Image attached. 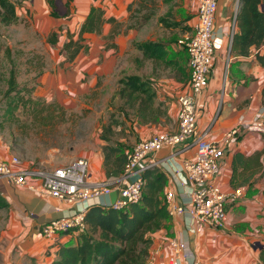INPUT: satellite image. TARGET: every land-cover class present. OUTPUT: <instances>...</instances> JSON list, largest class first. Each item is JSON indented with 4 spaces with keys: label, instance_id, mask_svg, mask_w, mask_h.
Masks as SVG:
<instances>
[{
    "label": "crops",
    "instance_id": "crops-1",
    "mask_svg": "<svg viewBox=\"0 0 264 264\" xmlns=\"http://www.w3.org/2000/svg\"><path fill=\"white\" fill-rule=\"evenodd\" d=\"M91 5H99L104 12L101 31L85 32L87 51L81 52L73 63L69 62L73 65L80 59V78L89 79L80 83L81 92L95 87L97 77L105 72L111 57L116 53L121 56L124 46L126 77L138 76L148 81L154 94L151 101L146 100L144 93L128 100V89L122 92L124 87L118 81L123 73L119 74L121 70L116 63L108 74L116 81L117 89L118 84L122 85L118 103L126 113L123 114L124 137L117 136L120 123L111 125L112 143L125 145L124 151L128 152L137 142L157 133L176 132L177 96L188 88L190 75L188 55L177 40L192 31L197 1L74 0L69 17L72 12L78 15L75 28L84 20ZM239 9L240 0H218L213 25V66L199 97L195 125L205 131L208 140L219 142L223 148L215 181L224 190L240 187L243 194L227 203L223 228L196 225L186 213L171 215L168 212L165 227L151 234L147 264H166L172 255L169 241L173 237L185 241L191 251L189 259L181 257L182 264H254L264 247V127L243 126L241 133L228 144L222 143L223 134L240 121L245 125L257 116H264V37L256 41L244 39L241 45L232 47L233 36L242 33L237 20ZM259 9L264 14V0H260ZM109 18L114 21L108 22ZM110 33L114 35L112 38H108ZM145 43H161L165 56L161 59L145 56L139 49V45ZM108 44L114 45L110 46L114 54L106 53L108 56L98 65V56L93 50L97 45L105 48ZM101 149L100 142V148L86 157L89 174L92 180L110 184L112 191L107 199L113 201L118 197L119 177L106 178ZM174 152L176 154L169 158ZM193 154V147L183 150L182 145H178L173 149L163 147L154 157L165 158L174 166ZM6 158L9 156L1 149L0 160ZM145 162L147 159L141 164ZM166 180L164 192H173V203L183 202L187 186H176L169 176ZM0 195L8 204L0 208L4 223L0 235V264H51L56 258L57 244L76 242L75 234L45 238L41 233L50 219L70 213L71 205L42 191L12 185L4 178H0Z\"/></svg>",
    "mask_w": 264,
    "mask_h": 264
},
{
    "label": "rangeland",
    "instance_id": "rangeland-1",
    "mask_svg": "<svg viewBox=\"0 0 264 264\" xmlns=\"http://www.w3.org/2000/svg\"><path fill=\"white\" fill-rule=\"evenodd\" d=\"M10 1L15 6L13 22L4 23L0 15V150L27 165L56 166L97 151L100 131L110 125L120 123L117 136L124 137L126 112L118 103L121 81L127 78L124 46L121 56L116 53L111 57L95 87L81 92L80 83L89 79L80 78V59L70 65L61 51L68 33L76 38V12L70 17H53L46 0ZM63 2L56 1L59 14L64 12ZM52 32L55 42L49 40ZM112 45L94 48L98 65L108 56L106 53L114 54ZM116 63L119 74L123 73L118 89L109 76ZM11 76L21 102L13 112H8L9 97L15 93L6 95ZM106 137L113 144L110 135ZM119 144L115 146L123 145ZM3 229L0 211V235Z\"/></svg>",
    "mask_w": 264,
    "mask_h": 264
},
{
    "label": "built area",
    "instance_id": "built-area-1",
    "mask_svg": "<svg viewBox=\"0 0 264 264\" xmlns=\"http://www.w3.org/2000/svg\"><path fill=\"white\" fill-rule=\"evenodd\" d=\"M196 1V19L192 31L177 40L188 55L190 69L188 88L177 96V131L157 133L133 145L126 154L123 172L117 181L118 197L115 200L107 199L112 191L109 183L90 178L89 161L86 157L81 156L56 166L40 167L27 165L15 155L0 160V178L18 187L42 191L72 206L70 213L50 219L41 228L45 238L74 228H82L85 212L92 206L121 210L138 202L142 195V173L151 167L162 169L176 186H187L186 198L179 204L173 203V192L166 191L169 214L186 213L192 222L200 226H225L227 203L241 197L243 189L238 187L224 190L215 181L224 154L223 148L219 142L208 140L205 131L198 130L195 125L199 97L207 86L208 75L213 66V25L218 6V0ZM243 126L249 129L263 128L264 116H257L245 125L240 121L223 134L222 143L228 144L241 133ZM178 145H182L183 150L193 147L194 154L174 166L165 158L154 157L163 147L173 149ZM175 154L170 153L169 158ZM144 159H147V162L141 164ZM169 247L172 255L166 264H182L181 257H192L188 245L182 239L171 238Z\"/></svg>",
    "mask_w": 264,
    "mask_h": 264
},
{
    "label": "trees",
    "instance_id": "trees-1",
    "mask_svg": "<svg viewBox=\"0 0 264 264\" xmlns=\"http://www.w3.org/2000/svg\"><path fill=\"white\" fill-rule=\"evenodd\" d=\"M53 17H68L71 14L73 1L64 0V12L59 14L57 0H46ZM260 0H240L237 20L241 27V35H234L232 47L241 45L246 39L256 41L264 37V14L259 9ZM14 4L10 0H0V15L4 23L14 20ZM103 10L99 5H91L84 20L77 25L76 38L68 33L61 51L65 53V60L73 63L75 58L86 52L88 46L84 43L83 34L100 33L103 24ZM114 19L109 18L108 22ZM115 34V33H114ZM114 35L110 33L108 38ZM242 37L241 39H238ZM245 39V40H244ZM49 40L55 42V33L49 35ZM145 56L161 59L165 51L161 43H145L139 45ZM63 59V60H64ZM123 82L122 92L128 89L127 99L141 96L151 101L153 92L148 81L138 76L127 77ZM14 77L9 79L6 95H10L8 112H13L20 101L19 91H16ZM134 94V95H133ZM141 94V95H140ZM138 99V98H137ZM25 102V101H24ZM139 107V106H138ZM140 114L141 109L137 110ZM112 130L111 125L100 131L99 139L103 150V165L106 178L122 175L127 152L118 143L110 144L107 134ZM142 195L138 202L128 205L124 209L90 207L84 215V226L74 228L59 234H75L76 242L57 244L56 258L51 264H147L149 248L152 243L151 234L165 227L168 220L166 192V175L156 167L147 168L142 173ZM7 201L0 195V208L7 207ZM254 264H264V247L258 253V260Z\"/></svg>",
    "mask_w": 264,
    "mask_h": 264
}]
</instances>
